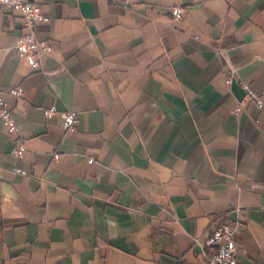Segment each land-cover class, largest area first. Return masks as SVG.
Listing matches in <instances>:
<instances>
[{
	"label": "crops",
	"instance_id": "0c3cea01",
	"mask_svg": "<svg viewBox=\"0 0 264 264\" xmlns=\"http://www.w3.org/2000/svg\"><path fill=\"white\" fill-rule=\"evenodd\" d=\"M41 9L34 70L21 14L0 11V98L25 147L0 123V264H208L195 241L221 224L264 264V110L241 88L264 101V0Z\"/></svg>",
	"mask_w": 264,
	"mask_h": 264
},
{
	"label": "built area",
	"instance_id": "2783aa9c",
	"mask_svg": "<svg viewBox=\"0 0 264 264\" xmlns=\"http://www.w3.org/2000/svg\"><path fill=\"white\" fill-rule=\"evenodd\" d=\"M43 0H0V11L15 10L21 14V20L25 29L23 34L17 41L16 50L21 55L26 64L31 69H36L39 65V57L41 53H49L50 47L48 43L40 41L35 29L39 24L48 22V18L42 13L41 4ZM181 8L172 7L170 14L174 21L181 17ZM231 79L226 80V84L230 85ZM244 91V101H254L259 109L264 110V101L256 93L250 91L245 85H241ZM10 94L14 97H20V92L12 89ZM238 110V109H237ZM55 109L50 108L44 111L46 118H51L55 114ZM64 121V129L66 132H73L77 123L76 113L69 111L62 114ZM0 123L5 127L7 135L18 141L17 147L13 150L12 155L16 158L22 156L25 151L19 128L15 123L12 113L7 109L6 104L0 98ZM56 159V156L53 157ZM21 175L25 173L21 170L17 171ZM200 247L213 248V253L208 258V264H241L236 256L234 247V231L227 224H221L215 228L213 233L207 237L204 242L195 241Z\"/></svg>",
	"mask_w": 264,
	"mask_h": 264
}]
</instances>
